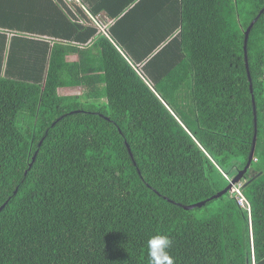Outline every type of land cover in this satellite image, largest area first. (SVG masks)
I'll return each instance as SVG.
<instances>
[{
	"label": "trees",
	"instance_id": "1",
	"mask_svg": "<svg viewBox=\"0 0 264 264\" xmlns=\"http://www.w3.org/2000/svg\"><path fill=\"white\" fill-rule=\"evenodd\" d=\"M79 1L0 0V264H149L157 234L174 264H264V12L252 95L243 51L264 0H234V16L176 0L163 29L151 21L160 36L120 34L122 9L103 33L89 17L103 6ZM252 96L255 150L236 183L250 220L230 191L184 209L246 166Z\"/></svg>",
	"mask_w": 264,
	"mask_h": 264
},
{
	"label": "crops",
	"instance_id": "2",
	"mask_svg": "<svg viewBox=\"0 0 264 264\" xmlns=\"http://www.w3.org/2000/svg\"><path fill=\"white\" fill-rule=\"evenodd\" d=\"M93 1L96 4L102 5L104 7L101 8L102 11L98 14V16H96V18L99 20L102 26L108 27L115 22V20H113V18L109 14L110 13L109 11H114L112 13H117V11L115 10L122 9L124 10L123 13H126L128 11L131 12H129L128 14L129 19L126 17L122 21V23L118 25L119 30L122 31L120 34L127 35L128 33H131L130 26H132V28L134 29H141L143 27L144 29L147 30L146 34L149 32L150 29H153V34L155 35V33H157V36H160L161 34H163L162 29L164 28V25H162V21H161V18L163 19V17L161 15L159 16L156 14L163 15L166 12H168L166 9H168V6L172 8L176 0H153V1L152 0H93ZM111 1H114V3H112ZM125 2L126 3L130 2L133 4H131V6H128L127 8H124ZM140 2L142 3L141 5L138 4ZM107 4L108 7L106 8ZM135 5H137L136 8L132 9ZM154 19H157L155 21L157 23L156 26H160L162 27V29L160 27L152 26L153 24L151 23V21H153ZM145 22H149V23H147V25H143V23ZM67 59L68 61H72V62L77 61V56L72 55L69 56ZM74 89H78V88H70V87L59 88L58 94L60 96H76L75 94L73 95Z\"/></svg>",
	"mask_w": 264,
	"mask_h": 264
},
{
	"label": "water",
	"instance_id": "3",
	"mask_svg": "<svg viewBox=\"0 0 264 264\" xmlns=\"http://www.w3.org/2000/svg\"><path fill=\"white\" fill-rule=\"evenodd\" d=\"M263 12H264V9H262L260 11V13L258 14V16L250 23V25L248 26V28L246 29V31L244 33V41H243L244 60H245V67H246V71H247V77H248V81H249V89H250L251 95L253 94V90H252V83H251V78H250V74H249V66H248V60H247V42H248L249 34H250V31H251L253 25L255 24V22L257 21V19L259 18V16ZM252 103H253V116H254L255 133H254V138H253V145H252L251 152H250V155H249V158H248L246 166L244 167V169L240 173H238L232 179L231 183L225 189H223L221 192H219L216 195L210 197L206 201H203V202H200V203H196V204H193V205H190V206H186V207H184V209H186V210L199 209V208H202L203 206H205L207 202H210L212 200H216V199L221 198L223 195H225L227 192H229L231 190L232 186L234 184L238 183L241 180V178L243 177V175L247 172V170H248V168H249V166L251 164L253 155H254L255 143H256V130H257V128H256V107H255V104H254L253 96H252ZM128 150L130 151L129 148H128ZM34 159H35V157H33V161H34Z\"/></svg>",
	"mask_w": 264,
	"mask_h": 264
},
{
	"label": "clouds",
	"instance_id": "4",
	"mask_svg": "<svg viewBox=\"0 0 264 264\" xmlns=\"http://www.w3.org/2000/svg\"><path fill=\"white\" fill-rule=\"evenodd\" d=\"M172 244L173 241L166 235L150 236L146 241L149 264H174V260L169 253Z\"/></svg>",
	"mask_w": 264,
	"mask_h": 264
},
{
	"label": "built area",
	"instance_id": "5",
	"mask_svg": "<svg viewBox=\"0 0 264 264\" xmlns=\"http://www.w3.org/2000/svg\"><path fill=\"white\" fill-rule=\"evenodd\" d=\"M67 2H75L80 4L79 0H66ZM92 22L98 27V29L104 33V29L106 28L105 26H102L97 18L89 16ZM136 70V69H135ZM138 75L142 78L140 73L136 71ZM151 88V87H150ZM152 90V88H151ZM153 91V90H152ZM230 193L236 197V201L239 205L240 208L244 209L248 213V217L250 220V213H251V207L247 199L244 197V195L241 192L240 185L239 184H234L230 190ZM250 231H251V223H250Z\"/></svg>",
	"mask_w": 264,
	"mask_h": 264
},
{
	"label": "rangeland",
	"instance_id": "6",
	"mask_svg": "<svg viewBox=\"0 0 264 264\" xmlns=\"http://www.w3.org/2000/svg\"><path fill=\"white\" fill-rule=\"evenodd\" d=\"M218 2V8L222 9L226 16H234L235 10H234V0H216ZM222 15H220L221 17ZM224 16V17H226ZM81 88L74 89L73 95H79L81 93Z\"/></svg>",
	"mask_w": 264,
	"mask_h": 264
}]
</instances>
